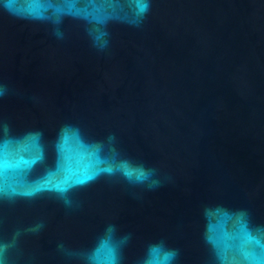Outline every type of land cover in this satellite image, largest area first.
<instances>
[{
    "label": "water",
    "instance_id": "obj_1",
    "mask_svg": "<svg viewBox=\"0 0 264 264\" xmlns=\"http://www.w3.org/2000/svg\"><path fill=\"white\" fill-rule=\"evenodd\" d=\"M0 264H264V0H0Z\"/></svg>",
    "mask_w": 264,
    "mask_h": 264
}]
</instances>
